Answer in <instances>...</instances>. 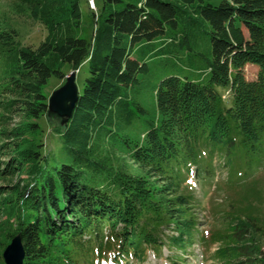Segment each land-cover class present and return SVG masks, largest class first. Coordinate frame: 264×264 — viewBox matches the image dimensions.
<instances>
[{
  "label": "trees",
  "instance_id": "16d2710c",
  "mask_svg": "<svg viewBox=\"0 0 264 264\" xmlns=\"http://www.w3.org/2000/svg\"><path fill=\"white\" fill-rule=\"evenodd\" d=\"M29 2L48 35L12 48L0 68V264L17 235L23 264H142L166 245L191 247L193 175H215L217 160L230 185H247L263 165L264 0H104L95 10L87 0ZM17 37L0 28L3 45ZM144 42L161 56L186 55L203 79L153 86L145 59L133 58ZM84 63L89 76L64 124L43 87ZM247 65L258 67L256 80ZM43 116L60 156L47 149ZM240 213L213 256L264 264L258 218Z\"/></svg>",
  "mask_w": 264,
  "mask_h": 264
},
{
  "label": "rangeland",
  "instance_id": "374dc122",
  "mask_svg": "<svg viewBox=\"0 0 264 264\" xmlns=\"http://www.w3.org/2000/svg\"><path fill=\"white\" fill-rule=\"evenodd\" d=\"M95 4L98 9H102L104 0H95ZM30 6L29 0H0V28L12 27L18 31L15 45H3L0 42V68L8 57H14L12 48H17L16 50L22 46L36 48L48 35L40 21L32 18ZM110 9L107 6V10ZM82 10L83 18L86 19L89 14L86 1L82 2ZM159 44L162 42L157 41L154 45L159 46ZM154 45L144 42L135 49L133 55V58H144L149 65V77H151L153 86L158 85L165 77L173 75L188 76L189 79H203L204 74L198 73V68L194 66L195 62L190 61L186 55L161 56L152 53ZM62 70L67 76L72 72L68 65H65ZM244 73L248 81H254L257 78L258 67L247 65ZM88 76V64L84 63L78 69L76 76L79 92L82 91L84 81ZM141 77L144 78V76ZM63 85V80L55 76L49 78L43 87V93L48 101L52 94ZM141 97L143 101H147V104L154 101L153 94L147 90L142 91ZM38 123L47 132V149L60 156L61 145L58 146L54 134H50L48 119L43 116ZM214 165L217 168L215 175L202 174L199 177L193 175V186L189 187L195 199L193 207H195L194 212L197 216V225L193 230L196 239L193 245L185 250L166 245L160 255L150 251L142 264H171L172 260H176V264H219L214 253L224 244L217 242L218 236L222 239L226 234H230L232 232L230 226L235 224L237 216L234 213H239L241 218L240 210L248 211L249 208L252 210V215L258 218L257 226L261 230L255 235L260 239L259 243L264 252V161L261 168L253 173L247 185L238 186L230 185L228 170L223 168L217 160L214 161ZM165 234L171 236L172 229L167 230ZM212 234H215L213 240ZM130 264L138 263L131 261Z\"/></svg>",
  "mask_w": 264,
  "mask_h": 264
},
{
  "label": "water",
  "instance_id": "95a60500",
  "mask_svg": "<svg viewBox=\"0 0 264 264\" xmlns=\"http://www.w3.org/2000/svg\"><path fill=\"white\" fill-rule=\"evenodd\" d=\"M77 71H72L66 76L64 85L52 94L48 102L49 111L60 118H65L64 124L72 117L79 97ZM3 259L5 264H23L24 250L20 235L14 237L11 244L5 248Z\"/></svg>",
  "mask_w": 264,
  "mask_h": 264
},
{
  "label": "built area",
  "instance_id": "2783aa9c",
  "mask_svg": "<svg viewBox=\"0 0 264 264\" xmlns=\"http://www.w3.org/2000/svg\"><path fill=\"white\" fill-rule=\"evenodd\" d=\"M90 2V8L94 9L95 10V3H94V0H87Z\"/></svg>",
  "mask_w": 264,
  "mask_h": 264
},
{
  "label": "bare ground",
  "instance_id": "6f19581e",
  "mask_svg": "<svg viewBox=\"0 0 264 264\" xmlns=\"http://www.w3.org/2000/svg\"><path fill=\"white\" fill-rule=\"evenodd\" d=\"M88 3L90 4V2L88 1Z\"/></svg>",
  "mask_w": 264,
  "mask_h": 264
}]
</instances>
